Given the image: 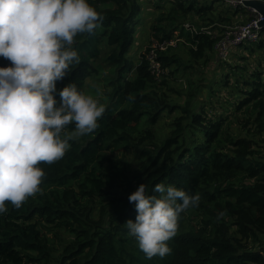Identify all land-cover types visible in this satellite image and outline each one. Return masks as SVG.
<instances>
[{"label": "trees", "instance_id": "16d2710c", "mask_svg": "<svg viewBox=\"0 0 264 264\" xmlns=\"http://www.w3.org/2000/svg\"><path fill=\"white\" fill-rule=\"evenodd\" d=\"M152 1L162 13L151 27L158 45V74L152 72L147 57L152 46L135 59L130 55L141 13L147 14L145 4ZM91 3L103 13V22L93 32L77 35L74 47L81 59L57 86L75 82L90 92L87 78L104 81L109 87L102 101L106 111L98 128L70 141L64 157L50 164L41 162L46 172L42 192L30 196L20 208L9 204V210L0 214V264L50 262L48 239L60 229L70 233L71 239L60 248L55 264H264V25L258 42L231 43L226 54H220L216 44L232 23L215 8L221 0ZM227 10L249 18L244 7ZM189 12L195 15L187 21L192 29L184 25ZM170 39L176 44L182 39L186 60L172 50L173 45L160 48ZM239 48V55L258 56L254 66L241 68L245 74L240 73V79L231 80L234 85L225 76L235 93L236 103L230 110L208 114L211 107L197 103L193 86L183 104L170 100V77L195 68L194 63L222 66L230 56L237 57ZM8 63L0 57V65ZM105 69L111 72L102 76ZM209 90L213 96L215 87ZM209 101L210 106L221 102L214 97ZM175 108L179 114L170 132L157 142V120L164 110ZM240 109L243 117L236 115ZM146 143L153 149L135 169L123 164V154L115 157ZM141 182L149 192L155 183L164 182L201 194L198 206L182 212L179 230L168 241L172 251L163 257L148 258L123 223L135 218L128 195ZM98 203L101 209L94 216Z\"/></svg>", "mask_w": 264, "mask_h": 264}, {"label": "clouds", "instance_id": "9594fccd", "mask_svg": "<svg viewBox=\"0 0 264 264\" xmlns=\"http://www.w3.org/2000/svg\"><path fill=\"white\" fill-rule=\"evenodd\" d=\"M103 19L91 0H0V57L10 62L0 65V214L43 191L41 162L60 160L70 141L99 127L107 107L100 89L57 85L81 59L77 35ZM200 199L175 184L157 182L149 192L141 182L128 195L135 218L123 223L148 258L163 257L172 251L168 241L182 212Z\"/></svg>", "mask_w": 264, "mask_h": 264}, {"label": "rangeland", "instance_id": "374dc122", "mask_svg": "<svg viewBox=\"0 0 264 264\" xmlns=\"http://www.w3.org/2000/svg\"><path fill=\"white\" fill-rule=\"evenodd\" d=\"M222 3H220V6L215 8L217 10H222L221 13L225 16H229L231 20V25L237 24L241 21H244L243 15L240 17L239 15H233L231 10H227L228 8H233L228 2L225 0H221ZM155 1H152L150 3H146V9L145 13H141V24L137 25V40L135 41V46L131 50L130 55L132 56L133 59L137 55H140V53L144 50H146L147 46H152V48L155 50L158 45L155 42V37L151 33V27L153 24H155V19L162 14L161 10H155ZM192 12H189L187 16L184 18V20L187 22L189 20H194V14L192 15ZM146 24V25H145ZM230 26V25H227ZM135 32V34L137 33ZM262 40H264V34H262ZM257 41V40H256ZM258 42V41H257ZM264 43V41H263ZM242 48H239L236 51L237 57L230 56L229 61L225 62L224 65L222 66H216L214 64L210 65V62H207L206 64H203L202 62L199 63H194L196 64L195 68H186L177 74L174 78H169L168 84L170 91H168L169 98L173 103H180L183 104V101L185 100V97L187 96V91L191 86L194 87V92H196L195 100H197V103H202L205 102L206 105H208L211 108H209L208 114H213V111H218V110H224L223 108H226L227 110H230L231 107L236 103L235 99H232L233 96H235V93L232 91V88L229 85H226V82L224 81L225 76H228L229 80L228 82L234 85V80L231 82V80L234 78H241L239 76L240 73L245 74L241 68L244 66L247 68V65L254 66L256 63L254 60L256 59L253 54H245V55H239L242 51ZM172 50L179 53L184 60L187 59L186 52H185V47L183 46V41L182 39H178L177 44L175 41V44L172 47ZM264 52V49L263 51ZM103 56L106 55V53H102ZM262 54V53H261ZM239 55V56H238ZM211 56H213V53H211ZM244 56V57H242ZM264 60V59H263ZM257 61V60H256ZM258 62V61H257ZM97 64V62H95ZM210 65L209 69L207 67ZM215 67V70L212 69ZM111 69H105L102 73V76L110 74L109 71ZM109 71V72H108ZM241 71V72H240ZM102 80V77H100ZM86 82L92 86V91L90 93H95L94 88H99L102 95H101V100L104 101L105 98V92L108 90L109 87L105 85L104 81H97L96 79L92 78H87ZM188 82H191L189 84ZM90 86H85V89L89 88ZM215 87L216 91H212V95H209L208 92H210L209 88L210 87ZM94 90V91H93ZM175 90H179L180 92H183V94L179 93L178 91L174 92ZM218 98L219 101L215 105H211V102L209 101L210 98ZM226 99V101H222L223 99ZM232 99V100H231ZM233 102V103H231ZM196 101L193 102V107L197 104ZM243 108V107H242ZM179 114V109L175 108L174 111L170 112L167 110H164L162 112V116L157 120L156 125H155V131L157 135V142H160L162 138H164L171 130L172 126V120L173 118ZM236 115H239V117H243V112L242 109H240ZM152 145L146 143L144 145H139L136 147H133L132 149L125 150L124 153L117 152L115 154V157H119V155L123 154L121 158L123 159V164L125 166H129L131 169H135L137 166L140 165V162H142L147 155L150 154L152 151ZM99 204V203H98ZM95 205V209L93 211L94 216L99 215V211L101 209V205L99 204ZM51 233H49L50 235ZM71 239V234L65 231L64 229H60L57 235H51L49 236L48 242L52 247V254L53 258L51 259L50 262H45V264H55L57 262L55 256L59 254L60 248L62 246H65L66 243Z\"/></svg>", "mask_w": 264, "mask_h": 264}, {"label": "built area", "instance_id": "2783aa9c", "mask_svg": "<svg viewBox=\"0 0 264 264\" xmlns=\"http://www.w3.org/2000/svg\"><path fill=\"white\" fill-rule=\"evenodd\" d=\"M232 7H244L248 11L249 18L247 20L241 21L237 24H232L228 26L227 30L224 33V36L220 38L216 44L220 54H226L227 47L231 43L238 42H255L259 38L260 31V20L262 15L256 11L255 8L249 7L243 4V0H225ZM264 1V0H262ZM187 28H191V25L187 22L184 23ZM192 29V28H191ZM175 40L170 39L165 43L160 45L161 49H164L167 45H174ZM147 57L150 62V68L152 72L158 74L160 72L159 61L155 58V50L151 49L147 53Z\"/></svg>", "mask_w": 264, "mask_h": 264}, {"label": "water", "instance_id": "95a60500", "mask_svg": "<svg viewBox=\"0 0 264 264\" xmlns=\"http://www.w3.org/2000/svg\"><path fill=\"white\" fill-rule=\"evenodd\" d=\"M243 4L249 7H253L258 11L262 18L260 20V24L264 25V1L262 0H243Z\"/></svg>", "mask_w": 264, "mask_h": 264}]
</instances>
